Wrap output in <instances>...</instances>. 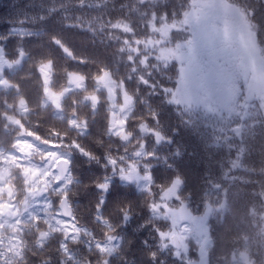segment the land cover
<instances>
[{"label": "clouds", "instance_id": "clouds-1", "mask_svg": "<svg viewBox=\"0 0 264 264\" xmlns=\"http://www.w3.org/2000/svg\"><path fill=\"white\" fill-rule=\"evenodd\" d=\"M88 2L65 0L57 4L52 12L59 13L56 22L60 28L49 34L46 43L36 42L31 51L20 53L26 71L14 84L15 98L5 99L0 108V127L10 133L0 139V204L16 208V212L5 209L8 215H23L21 209L27 211L33 200L46 196L49 207L55 201L57 207L67 205L72 213L79 208L92 211L93 223L102 235L94 238L91 229L84 233L95 245L91 264L125 261L124 250L113 247L112 242L133 217H143L141 227L151 225L156 233L157 248L147 253L152 264H166V251L179 258V251L173 252L159 235L172 230V224L167 223L172 213L165 216L163 207L156 211L153 204L182 208L194 215L206 214L211 207L217 210V218L209 223L208 239L189 264H234L238 247L244 249L245 264H264V211L245 207L247 188L225 179L211 166L193 188L180 166L183 153L175 143L179 129L169 119L171 86L167 73L174 66H164L159 47L153 59L154 50L145 43L148 34L136 35V17L129 13H140L139 7L133 4L129 8L131 0H97L95 11L71 14ZM65 12L69 19L62 21L60 16ZM51 18L45 15L41 20ZM249 19L264 27L259 17ZM69 30L81 33L83 48L66 38L64 32ZM42 65H50L47 76ZM73 73L83 79L74 81ZM105 73L107 84L98 79ZM48 88L62 93L59 106L49 98ZM115 120L125 123L114 126ZM121 128L127 139L118 135ZM132 164L138 173L129 180L126 174ZM258 172L264 188V162ZM173 185L175 194L165 197ZM113 192L117 195L110 200ZM35 245H40L39 239ZM28 251L44 257L31 248ZM18 264L27 261L21 256Z\"/></svg>", "mask_w": 264, "mask_h": 264}, {"label": "trees", "instance_id": "trees-1", "mask_svg": "<svg viewBox=\"0 0 264 264\" xmlns=\"http://www.w3.org/2000/svg\"><path fill=\"white\" fill-rule=\"evenodd\" d=\"M209 1L131 0L128 7L132 8L135 4L140 9V13L132 11L129 15L136 17L135 23L138 26L136 35L139 37L148 34L145 43L154 50L153 59L155 49L159 47V55L164 60V66L169 69L174 66V70L167 73L171 86L169 119L179 129L175 143L183 153L180 166L188 176L190 186L195 188L199 185L211 166L225 179H234L245 186L247 188L245 207H253L259 213L264 211L262 207L264 188L260 185L258 172L264 162V104L261 103L264 92L257 97L252 98L250 95L247 97L246 80L238 68V74L232 83L233 87L239 90L236 101L239 106L241 104L248 106L250 113L241 110L239 112L242 116L228 115L223 108L222 111L209 110L206 108L211 106L206 104L196 105L189 101H178L176 98L179 88L187 90L192 89L191 86L197 88L195 77L198 80L204 76L208 83L215 87L222 88L221 86L227 84L228 68L224 66V62L230 58L229 49L233 43L232 45L225 43L221 48L217 45L189 47L193 37L191 22L208 12ZM224 1L243 13L245 19L251 23L255 42L264 57V27H258L249 19L250 16H255L264 20V0ZM63 2L65 0H0V37L6 38L0 39V81L9 82L7 85L0 84V108L5 106V99L11 101L15 98L14 84L20 81L21 74L26 71V62L20 56L21 51H31L36 42L46 43L49 34L60 28V24L56 22L59 13L52 12V9ZM96 3L97 0H89L84 9H74L71 14L95 11ZM45 15H51L52 18L41 20ZM60 19L67 21L69 13L65 12ZM64 35L75 46L80 48L85 46V40L78 30L65 31ZM202 55L205 57H202L200 69L191 73L188 83L182 86L181 71L184 70V66L198 62ZM17 59H21L22 63H14ZM8 135L10 133L0 127V139ZM116 195L117 193L113 192L110 200ZM208 196L211 204L213 193L210 191ZM7 205L12 212L17 211L11 204H0V209L4 212L3 209ZM21 211L23 215L17 213L7 217L4 212V216L0 217V223L5 226V229H0V264H18L21 256L27 264H91L94 260L92 250L95 245L89 242L84 233L91 229L94 238L100 237L102 233L98 225L93 223L92 211L79 208L71 217H65L55 201H52V206L49 207L46 196L37 197L27 211L23 209ZM216 211L211 207L202 215H194L188 211L193 216L203 218L202 223L182 219L170 230L184 236L183 242L187 251L183 246L176 249L171 245V238H165L169 248L180 253V257L176 258L166 251L163 254L167 256L166 264H189V261L197 257L201 243L208 239L209 223L217 218ZM163 213L168 214L169 210L163 208ZM142 220L143 217H133L127 221L120 229L117 239L112 242L113 247L121 248L126 253L125 261L121 264H126L127 261H131V264H152L147 253L157 248V240L154 238L156 233L151 230V225L141 227ZM256 220L259 226V215L256 216ZM167 223L172 224V220H167ZM37 239L40 240V245H35ZM49 247L53 251L47 252L46 249ZM28 248L44 253V257L39 254L33 256ZM243 251V247L236 249L234 264H245ZM15 252H19L20 255H15Z\"/></svg>", "mask_w": 264, "mask_h": 264}, {"label": "rangeland", "instance_id": "rangeland-1", "mask_svg": "<svg viewBox=\"0 0 264 264\" xmlns=\"http://www.w3.org/2000/svg\"><path fill=\"white\" fill-rule=\"evenodd\" d=\"M207 7L208 12L206 14L194 18L191 22L193 37L191 39L192 44L190 43L189 47L201 48L217 45L221 48L225 43H231V45L233 43L229 49L230 58L224 62V66L228 68L227 84L221 86L222 88L215 87L211 83L209 84L204 76H201L198 80L195 77L197 88L193 86H191L192 89L188 90L179 88L176 92V98L178 101H189L196 105L198 103L206 104L211 106L209 108L204 107L209 110L222 111L223 108L228 115L242 116L239 111L245 110L248 113L250 111L248 106H243V104L239 106L236 101L239 90L233 87L232 83L238 74L237 69L239 68L240 74L246 80V96L257 97V95L264 92V57L260 54L259 47L255 42L251 23L245 19L243 13L228 5L224 0H210L207 2ZM202 57H205V55H202L198 62L184 66L181 77L184 78L185 83H188L191 73H195L200 69ZM215 84L217 86L218 82ZM261 100V103L264 104V98ZM167 209L169 210V208ZM171 210L179 215L182 208ZM184 219H191L197 224H201L203 221V218L193 216L188 211H186ZM183 247H186L184 242Z\"/></svg>", "mask_w": 264, "mask_h": 264}, {"label": "snow or ice", "instance_id": "snow-or-ice-1", "mask_svg": "<svg viewBox=\"0 0 264 264\" xmlns=\"http://www.w3.org/2000/svg\"><path fill=\"white\" fill-rule=\"evenodd\" d=\"M118 27H124L126 31L128 30L126 28V26H118ZM58 43H59V41H58ZM137 43H140V41H137ZM21 55H22V53H21ZM49 68H50V65H42L41 66V71L45 72V75L47 76V72H48ZM72 79L74 81H79V80H82L83 77H80L77 74L73 73L72 74ZM98 79L100 81H102L103 83L107 84L108 83V73H105L103 76L98 77ZM8 83L9 82L7 80L0 81V84L7 85ZM184 84H185V80L182 78L181 79V85L183 86ZM109 90L112 91V89H109ZM46 92H48L49 98L53 101V103H55V104H57V106H59V101H60V97L62 96V93H57L56 91L52 90L51 88L46 89ZM93 99H96V98L93 97ZM130 99L131 98L128 97L127 94H125L126 102H130ZM15 123L19 124L20 122L19 121H15ZM124 123H125V121H123V120H115L114 121V126L123 125ZM118 135L124 136V138L127 139V136H125V134H124L123 128H121V131L118 133ZM157 135H159V134L157 133ZM50 155H52V154H50ZM112 163L115 164L116 161L113 160ZM26 171H31V170L29 169V170H26ZM137 173H138L137 166L135 164H132L130 171L126 174V178L129 179V180H132L137 175ZM35 175H36V173L33 172V176H35ZM177 184H179V181H177ZM175 187H176V185H173V188H170L167 192H165L164 196L168 197L170 194L174 195L175 194V192H174ZM152 207L156 211H159V209L161 207L169 208L167 204H164L162 206L161 205H157V204H153ZM65 209H66V214L71 215V212L67 208V205L65 206ZM169 213H172V216H171L172 226H173V228H175L180 223V220L185 218L186 210L182 209L181 210V214L178 215L177 213L172 212V210L169 208ZM164 215L167 216V214H164ZM160 236L162 238H169L170 237L171 238V242L173 244H175L177 246V248H180V247L183 246L184 236L182 234H180L179 232H176V231H168V232L161 231L160 232ZM101 251H108V249L102 248ZM179 254L180 253L177 252V255H179Z\"/></svg>", "mask_w": 264, "mask_h": 264}, {"label": "flooded vegetation", "instance_id": "flooded-vegetation-1", "mask_svg": "<svg viewBox=\"0 0 264 264\" xmlns=\"http://www.w3.org/2000/svg\"><path fill=\"white\" fill-rule=\"evenodd\" d=\"M5 209H7L8 211H11V212H12L11 208L7 205V206L4 207V209H3L4 212H5V214H6V216H7V217H11L12 215H8L7 212L5 211ZM4 212L2 211V209H0V217L4 216V215H3ZM1 222H2V221H1ZM0 229H1V230L5 229V226H4L2 223H0Z\"/></svg>", "mask_w": 264, "mask_h": 264}, {"label": "water", "instance_id": "water-1", "mask_svg": "<svg viewBox=\"0 0 264 264\" xmlns=\"http://www.w3.org/2000/svg\"><path fill=\"white\" fill-rule=\"evenodd\" d=\"M2 60H3V57H2ZM59 208V207H58ZM59 210H60V212H61V214L63 215V216H65V217H71L72 216V212H71V215H68V214H66V209L65 208H59ZM170 242H171V240H170ZM171 245L173 246V247H175L176 249H180V248H177V246L175 245V244H173L172 242H171Z\"/></svg>", "mask_w": 264, "mask_h": 264}]
</instances>
